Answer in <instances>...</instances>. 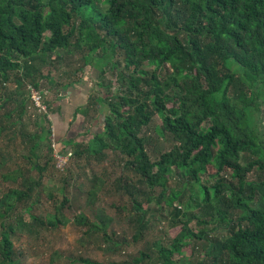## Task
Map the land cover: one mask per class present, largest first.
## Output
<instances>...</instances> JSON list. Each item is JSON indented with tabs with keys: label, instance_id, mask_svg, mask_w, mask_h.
Instances as JSON below:
<instances>
[{
	"label": "trees",
	"instance_id": "obj_1",
	"mask_svg": "<svg viewBox=\"0 0 264 264\" xmlns=\"http://www.w3.org/2000/svg\"><path fill=\"white\" fill-rule=\"evenodd\" d=\"M67 56L83 66L64 74L88 67L100 78V92L78 113L94 105L107 110L101 132L64 143L70 160L100 163L111 152L120 165L116 178L83 172L88 193L111 186L129 196L135 242L161 217L178 230L109 264H264V121L252 116L264 107V0H0V133L20 137L38 175L27 189L10 186L0 196V264H18V232L34 235L65 221L66 191L44 219L25 199L34 185L51 190L44 172L60 140L51 118L59 104L44 99L47 110L37 108L31 88L44 93L40 81L47 79L58 89L43 70L50 62L63 67ZM72 78L64 90L78 83ZM29 101L43 111L34 132L23 121ZM157 115L155 131L172 147L154 159ZM8 160L0 152V169ZM22 171L2 177L18 182ZM34 197L39 202L41 192ZM97 218L86 221L89 230L113 243L110 252H121L128 240H115L109 218ZM186 246L190 256H183Z\"/></svg>",
	"mask_w": 264,
	"mask_h": 264
},
{
	"label": "rangeland",
	"instance_id": "obj_2",
	"mask_svg": "<svg viewBox=\"0 0 264 264\" xmlns=\"http://www.w3.org/2000/svg\"><path fill=\"white\" fill-rule=\"evenodd\" d=\"M50 63L44 68L43 75L46 77L50 74L60 86L58 89L54 88L50 90L47 79L41 80L40 85L45 93V99L52 103L54 108L61 102V98H64L65 91L68 89L65 88L64 91L62 86L64 84H70L73 80L72 77H76L79 80L76 83L77 87L86 83L81 80L84 77H87V82L91 80L90 87L84 88V85L80 87L83 88L81 93H86V95L90 93V97L92 95L95 97V93L100 92L101 88L97 86L100 80L97 71L92 69L89 72L87 70L88 67H85L84 71H79L73 76L63 73V70L72 72L83 66V62L80 59L67 56L63 67L62 64L56 65ZM87 71L89 74H87ZM114 88H117V86L115 85ZM262 99H264V93L262 94ZM31 103L29 101V106L23 116V121L25 128L34 132L37 129L36 122H38V115L43 112L41 111L43 109L35 110L30 107ZM69 112L67 110V113ZM88 112V114H84L85 117L80 116L78 119L75 118L73 120L75 125L73 133L80 141H88L93 134L102 131L103 120L107 110H102L100 106L94 105ZM252 116L259 117V119L264 121V107L259 112L253 110ZM161 123L162 120L157 115L150 127V135L156 139L158 138L157 143L150 147V152L154 159L160 157L163 151L169 150L172 147L171 141L159 138V135L155 131L156 127ZM63 141L59 139L54 140V148L66 149ZM44 144L43 142V146L38 149V152L43 153L45 150ZM0 152L6 154V157H9L7 164L2 165L3 167L0 169V196L10 186L27 189L30 181L36 180L38 175L35 169L32 170L30 168V162L27 159L29 152L23 146L20 137L17 136L15 140H10L5 132L0 133ZM109 154V157L100 163L95 160L88 163L85 158L78 160L71 159L65 169L58 168L54 160L53 165L44 172L43 184L46 188L51 189L49 192H54L56 197L50 198L48 195L49 192L42 193L41 185H34V191H32L33 197L31 199H25V203L27 201L28 204H32V212L44 219L45 216L56 211L55 204L63 199V191H66L70 200L62 209L65 221L54 229L44 228L43 231H39L34 235H28L26 232H18L13 237L16 253L15 261L18 264H90L84 261V259H90L101 264H109L112 261H119L129 256V254L135 253L138 249L143 248L145 243L151 245L157 240L158 242H167L178 233L177 229L170 227L166 218L161 217L159 219L161 221L160 224L154 221L153 226L147 233L146 239L135 242L132 238L134 232L133 226L128 220L132 206L129 196L124 191L114 190L111 186L100 188L96 191V194L90 195L88 193L92 186L90 180L86 178V175L91 176L93 170L98 175H112V178H116L120 172V165L117 164V159H115L114 154L111 152ZM31 160L35 161L36 158L33 157ZM18 166L23 170V176L19 178L18 182H14L12 179L5 180L2 177L9 169H14ZM80 166L83 168L80 169ZM83 172H86V175ZM38 191L42 194L39 202L34 197ZM123 205L126 208H122ZM22 210H25L24 204L21 208H18V212L20 213ZM99 214L102 217L109 218L110 225L108 226V231L116 232L114 235L115 240L124 238L128 240V244L124 245L121 252H110L109 248L113 246V243L106 241L101 232L89 230L90 225L86 221L98 220L97 216ZM193 224L195 225V223ZM182 250L183 256L191 255L187 246Z\"/></svg>",
	"mask_w": 264,
	"mask_h": 264
},
{
	"label": "crops",
	"instance_id": "obj_3",
	"mask_svg": "<svg viewBox=\"0 0 264 264\" xmlns=\"http://www.w3.org/2000/svg\"><path fill=\"white\" fill-rule=\"evenodd\" d=\"M87 74H89L88 71ZM83 79L82 81H85L86 83L79 85L78 87L77 84H75L73 86H70L66 91L64 90L66 94L64 95V98H61L62 100L59 103L60 109L52 114L54 127L56 126L55 133L58 138L60 137L61 141L64 140L63 143H65L69 139L80 140L74 136L73 129L75 125L73 120L75 118L78 119L80 116L85 117L82 112L78 113V110H81L83 107L87 106L90 98V93L87 95L86 93H81V91H83V88L80 87L84 85L83 87L87 88L90 87L91 84V80L88 81L89 83L86 81L87 77H84ZM67 110H69L70 112L67 113Z\"/></svg>",
	"mask_w": 264,
	"mask_h": 264
},
{
	"label": "built area",
	"instance_id": "obj_4",
	"mask_svg": "<svg viewBox=\"0 0 264 264\" xmlns=\"http://www.w3.org/2000/svg\"><path fill=\"white\" fill-rule=\"evenodd\" d=\"M44 96L45 93H42L39 90L31 88V99L34 105L39 108L46 110V106L44 105ZM53 146L55 147L54 143ZM73 156V151L71 148H66L64 150L54 148V159L56 162V166L61 169H65L66 165L68 164L70 158Z\"/></svg>",
	"mask_w": 264,
	"mask_h": 264
}]
</instances>
